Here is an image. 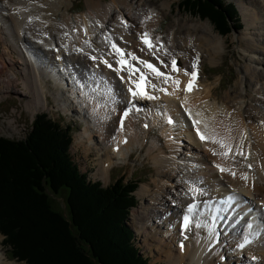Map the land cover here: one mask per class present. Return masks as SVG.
<instances>
[{
	"label": "bare ground",
	"instance_id": "6f19581e",
	"mask_svg": "<svg viewBox=\"0 0 264 264\" xmlns=\"http://www.w3.org/2000/svg\"><path fill=\"white\" fill-rule=\"evenodd\" d=\"M235 1L244 26L231 38L238 42L242 62L238 64L236 87L219 96L215 83L203 79V64L214 62L222 54L225 38L214 32L209 22L187 19L180 12L169 24L166 37L155 34L162 9H171L168 0L159 4L153 0H88L86 12L74 20L68 8L72 0H0V73L5 74L8 87L2 91L25 95L21 88L14 87L21 84L28 91L26 105L32 114L48 108L49 92L58 108L82 119V130L74 141L86 153L95 150V177L107 181L110 168L133 153H146L151 158L154 172L148 182L137 188L139 202L131 218L134 231L145 242L155 240L157 258L167 264H264V0ZM149 12H155V17L142 24ZM144 30L161 38L180 69L190 72L199 53L200 76L191 91H185L189 76L183 71L170 72L171 56L160 54L168 64L163 67L140 51L144 45L137 34ZM106 37L122 49L157 63L162 71L181 82L173 93L171 83L164 84L143 69L147 79L172 94L146 88L157 99L136 97L134 103L139 110L125 117L123 130L120 115L126 106L130 107L128 101L133 98L128 88L135 89V85L129 82L127 72L118 76L99 60L90 58L103 55L114 63V57L107 55L111 49ZM49 78L54 81L52 90ZM108 88L112 89L111 95L107 94ZM185 99L187 103H183ZM193 120L200 121L198 127L206 135L233 146L228 158L213 155L212 150L226 149L201 141ZM236 145L244 155L235 154ZM216 165L237 175L221 172ZM242 173H247V181L240 178ZM193 188L198 190L191 191ZM227 194L229 200L243 202L237 210L245 220L225 232L216 226V220L211 221L214 210L207 206ZM189 204L195 205L191 212ZM246 209L249 213L245 215ZM186 214L191 217L187 229L190 233L182 238L178 231L183 230L181 221ZM251 222L259 231L258 240L240 248L243 241L238 239L242 238L239 225ZM208 227L220 231L226 243L222 239L214 245L212 234L207 235ZM234 232L236 236L230 238ZM0 264H18L8 259L1 244Z\"/></svg>",
	"mask_w": 264,
	"mask_h": 264
},
{
	"label": "trees",
	"instance_id": "16d2710c",
	"mask_svg": "<svg viewBox=\"0 0 264 264\" xmlns=\"http://www.w3.org/2000/svg\"><path fill=\"white\" fill-rule=\"evenodd\" d=\"M180 1L219 33L240 25L234 2ZM71 143L70 126L47 113L36 114L22 139L0 135V233L12 257L26 264H164L149 263L125 222L138 183L93 181L72 159ZM63 191L67 213L51 203Z\"/></svg>",
	"mask_w": 264,
	"mask_h": 264
},
{
	"label": "rangeland",
	"instance_id": "374dc122",
	"mask_svg": "<svg viewBox=\"0 0 264 264\" xmlns=\"http://www.w3.org/2000/svg\"><path fill=\"white\" fill-rule=\"evenodd\" d=\"M95 1V0H94ZM105 1V0H104ZM108 1V0H106ZM156 4H159L162 0H153ZM171 4V9H162V18L157 26H155L154 33L159 34L163 37L167 35V29L170 23H172L175 17L178 16V13H182L187 19L207 21L213 27L214 32L221 35L225 38L226 47L222 54L217 57L214 62H204L203 71L204 77L206 81L215 83L216 92L219 96H222L226 93V91L236 87V82L238 78V64L242 62L241 56L239 54V49L237 47L238 42L236 39L231 38L235 31H239L241 29L240 25H236V22L230 23L231 29L229 32L222 34L219 33L217 28L212 25V23L207 18H200L197 13L187 10L184 8L183 3L180 0H168ZM229 1V0H227ZM235 1V0H230ZM88 0H72V3L68 6L69 13L74 17L86 12L88 5ZM236 2V1H235ZM240 18L243 21L241 12L239 10ZM59 19L61 18L60 13H58ZM243 27V22H242ZM116 40V39H115ZM22 44V40L20 42ZM5 74L0 73V135L10 138V139H22L26 136L28 130H30L31 122L33 121L35 114H32L31 111L27 108L26 94L28 91L20 87V84L14 86L17 89H20L25 92V95L19 94L17 92L11 91V93H4L2 90H7V83L5 81ZM12 86L13 84L10 83ZM15 85V84H14ZM4 86V87H3ZM17 93V94H16ZM48 108L41 110L43 112L48 113V115L61 123L62 126L69 125L70 130L72 131V143L70 146V153L72 159L76 162L79 169L81 171H86L90 175L91 179H97L102 182L103 186L113 183V181L117 178L123 179L124 182L134 181L138 183L137 188L142 185L143 182H148L152 177L154 172V167L152 166L151 158L146 155V153H137L132 155L127 161H123L120 163H116L114 166L110 168L109 179L104 181L100 177H95V171L97 170V164L95 162V150L92 149L88 153L84 152V150L80 147H76L74 137L75 135L82 130L83 123H80L78 119H76L75 114H65L63 115V110L59 109L55 103L53 96L48 92ZM156 131V130H155ZM136 155V156H135ZM133 191L135 194L136 190ZM136 195V194H135ZM137 197V196H136ZM138 198L136 201V205H138ZM52 205L58 210L67 213L66 201H65V192H61L59 194H53L51 196ZM134 205L131 208V211L126 219V224L130 226L133 231L136 230L134 228L131 212L136 206ZM3 239V235H2ZM134 242L136 246L139 248L140 253L146 256L150 263L154 262H164L157 258L158 254L156 249H154L155 240H148L145 242L142 240L140 234L134 231ZM2 248L6 250V255L8 259L15 260L18 264H26L25 261L18 260L12 257V251L10 247L4 245L3 242H0Z\"/></svg>",
	"mask_w": 264,
	"mask_h": 264
},
{
	"label": "snow or ice",
	"instance_id": "6c2138e0",
	"mask_svg": "<svg viewBox=\"0 0 264 264\" xmlns=\"http://www.w3.org/2000/svg\"><path fill=\"white\" fill-rule=\"evenodd\" d=\"M155 15H156L155 12H149V14L144 17V20H142L141 23L145 24L147 21L153 19ZM36 19H38V17ZM31 20L32 18L30 17L29 23L31 22ZM121 23L125 27L128 26L127 22L123 19H121ZM65 35H67V33H65ZM137 35H138L139 40L141 41V44L144 45V47L141 48L140 51L145 52L146 55L152 56L155 61H158L160 66L168 67V64L164 60L160 59L161 53H163V55L165 56L172 57L170 61V72L183 71L184 75L189 76L190 79L188 80V83L185 86V91H191L194 86V82L196 81L199 75L198 74V66H199V60H200L199 53H197L195 58L193 59L192 64H191V71L189 72L188 70L180 69L177 66L176 57L168 51L167 45L161 41V38L159 36H153L151 34V31L149 30H144L143 32L138 33ZM106 39L110 41V49H111L107 53V55L114 57V63L110 62L108 59H105L103 55L99 57L91 56L90 58L94 61L99 60L101 63L106 65L110 70L116 72L118 76L122 72H127L129 82L135 85V89L133 87L128 88V92L133 99L128 101L130 107L126 109L123 112V115L120 117L121 130H123L125 117L129 115L130 111L139 110L136 104L134 103V99L136 97L139 96L140 98L146 97L148 99H157V97L149 95V93L146 91V88L150 87L154 90L162 91L169 95L172 94V93H169L166 88H158L156 83L147 79L148 73H146L143 69H148L149 72L154 74L157 79H162V83L164 84L171 83L174 86L173 93L179 90V86L181 82L179 79L171 76L168 72L162 71L161 67L157 66V63L150 61L148 59H143L141 57H138L134 52L126 51L125 49H122L121 47L118 46L116 42H111V37H106ZM85 43L87 44L88 41H85ZM77 51H82V49H77ZM59 58L60 57L58 56L57 59ZM132 62H135V64ZM137 65L142 66V67H138ZM136 73H139L138 77H136ZM120 79L124 80L125 78L123 76H120ZM107 94L109 95L112 94L111 88L107 89ZM183 103H187V100L185 99ZM186 111H188V114L191 115L190 110H186ZM197 115H199V113H197ZM168 123L170 124L173 123V120L171 117H169ZM192 123L201 141H211L214 144H219L222 149H226L225 151H222V152H216L215 150H212L213 155H220L222 157L228 158L229 152L232 151V148H233L231 144H226L222 139H217L215 136L206 135L204 132L201 131L200 127H198V125L200 124V121L193 120ZM145 127H147V125H145ZM235 154L244 155V153L241 151L240 145L235 146ZM245 159H247L246 156H245ZM216 167L219 168L221 172H229L233 177L237 175L236 172L231 171V169L225 168L221 165H216ZM248 167L251 168V165H248ZM240 178L247 181V173L240 174ZM190 190L197 191L198 189L193 188ZM229 199H231V197ZM194 207H195L194 204H189L188 212H191ZM189 223H190V217L189 215L186 214L183 217V228L188 229ZM248 227L252 228V225L249 224ZM250 242L251 241L247 237H245L243 243L239 244L238 247L244 248ZM180 247L181 249H183L184 247L183 243H181ZM253 259H255V257H253Z\"/></svg>",
	"mask_w": 264,
	"mask_h": 264
}]
</instances>
